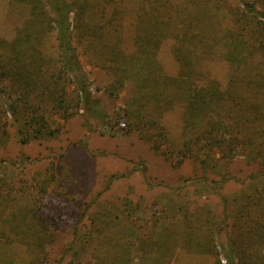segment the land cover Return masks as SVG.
Returning a JSON list of instances; mask_svg holds the SVG:
<instances>
[{
  "label": "rangeland",
  "instance_id": "374dc122",
  "mask_svg": "<svg viewBox=\"0 0 264 264\" xmlns=\"http://www.w3.org/2000/svg\"><path fill=\"white\" fill-rule=\"evenodd\" d=\"M0 264H264V0H0Z\"/></svg>",
  "mask_w": 264,
  "mask_h": 264
},
{
  "label": "trees",
  "instance_id": "16d2710c",
  "mask_svg": "<svg viewBox=\"0 0 264 264\" xmlns=\"http://www.w3.org/2000/svg\"><path fill=\"white\" fill-rule=\"evenodd\" d=\"M54 10L56 11L57 14V19H56V23L58 24V33H59V40L61 43V51H62V60L64 63V69L67 70L68 66H69V57L68 54L70 53L69 51V40L67 38V30L69 28V23H68V16H67V10H66V6L65 3H63L62 6L60 7H54ZM24 67H26V65H24ZM27 68V67H26ZM16 74V73H15ZM17 74H20L17 72ZM86 80H83L82 82L79 83L80 85V90H84V84H85ZM87 100H90V96H88Z\"/></svg>",
  "mask_w": 264,
  "mask_h": 264
}]
</instances>
